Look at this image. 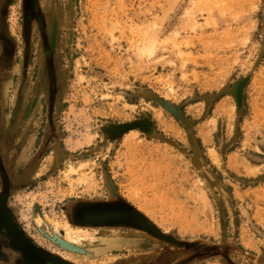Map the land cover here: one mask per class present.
Instances as JSON below:
<instances>
[{"label": "rangeland", "instance_id": "374dc122", "mask_svg": "<svg viewBox=\"0 0 264 264\" xmlns=\"http://www.w3.org/2000/svg\"><path fill=\"white\" fill-rule=\"evenodd\" d=\"M0 52L38 90L9 153L30 169L10 197L41 249L70 264H264V0H0ZM115 199L179 244L69 222L74 203ZM66 224L89 237L69 241Z\"/></svg>", "mask_w": 264, "mask_h": 264}, {"label": "flooded vegetation", "instance_id": "af4514ba", "mask_svg": "<svg viewBox=\"0 0 264 264\" xmlns=\"http://www.w3.org/2000/svg\"><path fill=\"white\" fill-rule=\"evenodd\" d=\"M3 60L0 52V65ZM17 65V70L22 75H17L18 77L14 79L11 78L14 70H9L7 65L0 66V264H29L28 261L36 260V253L28 245L25 247L27 250L25 255L15 247L10 234L18 240H23L26 237L39 247L22 228L18 211L10 197L17 178L20 179L19 177L27 175L30 169L20 165V161H22L20 154L13 157L9 151L14 147H17V151L20 150L19 148L26 142L29 134L24 128V122L26 123L32 117L38 103V90L28 86V74H25V69L21 67V64L17 63ZM41 71H44V68L38 67L39 74ZM15 81L17 83L15 99L13 104H10L9 97ZM37 85L38 88H41L40 80ZM11 165L13 169L10 168ZM124 224L141 230L147 227L134 212L126 213Z\"/></svg>", "mask_w": 264, "mask_h": 264}, {"label": "water", "instance_id": "95a60500", "mask_svg": "<svg viewBox=\"0 0 264 264\" xmlns=\"http://www.w3.org/2000/svg\"><path fill=\"white\" fill-rule=\"evenodd\" d=\"M125 129H129V126L120 127V131ZM133 211H135V208L122 199H115L108 203L100 201H79L68 207L67 216L72 225L80 228L119 227L126 226L124 224L126 213ZM138 217L142 220L143 224L147 226L146 230L158 239L173 244H179V241L173 237L163 234L158 228L151 226L144 215L138 213ZM17 231L19 232V230ZM8 233L10 234V232ZM10 237L13 238L15 247H17L24 255L27 254L25 248L26 245L36 253V260H32L31 262L27 260V263L29 264H70L62 260L60 257L37 247L26 237H24L26 240L24 238L23 240H18L12 234H10Z\"/></svg>", "mask_w": 264, "mask_h": 264}, {"label": "bare ground", "instance_id": "6f19581e", "mask_svg": "<svg viewBox=\"0 0 264 264\" xmlns=\"http://www.w3.org/2000/svg\"><path fill=\"white\" fill-rule=\"evenodd\" d=\"M56 227V230H58L60 227L58 226V225H56L55 226ZM65 231H66V238L69 240V241H71V242H73L74 240H76V241H79V238H81V235H77L76 234V231H78V232H83V236L84 237H89V233L87 234V231H82V230H74V229H72L68 224H66L65 225ZM80 234V233H79ZM94 239V238H93ZM96 241V240H95ZM105 240L103 239V240H99V242H104ZM102 244H112L111 243V241H109V242H105V243H102Z\"/></svg>", "mask_w": 264, "mask_h": 264}]
</instances>
